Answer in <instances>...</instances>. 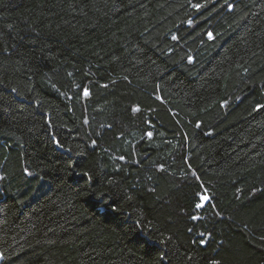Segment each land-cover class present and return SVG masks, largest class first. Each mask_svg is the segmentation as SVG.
<instances>
[{"label":"trees","instance_id":"1","mask_svg":"<svg viewBox=\"0 0 264 264\" xmlns=\"http://www.w3.org/2000/svg\"><path fill=\"white\" fill-rule=\"evenodd\" d=\"M0 257L264 264V0H0Z\"/></svg>","mask_w":264,"mask_h":264},{"label":"snow or ice","instance_id":"2","mask_svg":"<svg viewBox=\"0 0 264 264\" xmlns=\"http://www.w3.org/2000/svg\"><path fill=\"white\" fill-rule=\"evenodd\" d=\"M86 175V174H85ZM206 199V198H205Z\"/></svg>","mask_w":264,"mask_h":264},{"label":"rangeland","instance_id":"3","mask_svg":"<svg viewBox=\"0 0 264 264\" xmlns=\"http://www.w3.org/2000/svg\"><path fill=\"white\" fill-rule=\"evenodd\" d=\"M1 258V257H0Z\"/></svg>","mask_w":264,"mask_h":264}]
</instances>
